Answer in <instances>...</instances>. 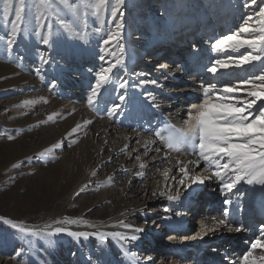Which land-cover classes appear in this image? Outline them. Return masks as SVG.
Segmentation results:
<instances>
[{"label":"rangeland","instance_id":"1","mask_svg":"<svg viewBox=\"0 0 264 264\" xmlns=\"http://www.w3.org/2000/svg\"><path fill=\"white\" fill-rule=\"evenodd\" d=\"M19 2L12 0L6 20L4 0H0V218H3L0 219V264H135L132 260L135 243L125 239L118 242L111 233L105 234L103 239L89 231H85L89 234L87 238L70 235V231L48 237H25L4 221L15 222L17 228L38 229L45 225L53 228L55 221L60 220L62 224L81 223L94 230L100 224L116 227L121 221L135 228H142L149 221H152L149 226L157 223L159 214L152 211L159 205L166 207L169 202L166 196L158 201L160 203L149 202L143 208L135 206L139 207V198H146L145 190L151 183L158 181V186H164L160 173L172 163L163 158L158 164L160 168L150 175L146 166L151 156H141L143 150L133 152V142H126L122 155H112L109 150L112 134L109 136L105 128L96 124L106 121L116 130L143 131L145 126L135 128L134 125L145 124L149 113L165 108L166 102L168 106L174 104V97L165 91L180 80L175 78L167 84L162 79V87L149 84L139 90L130 88L132 102L118 109V114L111 119L102 116L108 107L120 102L116 85H111L102 89L96 105L98 111L87 103L90 87L95 83L93 70L98 71L101 65L109 66L99 57L104 55L105 60L114 63L112 53L119 55L115 42L103 45V40L110 30L116 31L119 20L124 25L121 43L126 49V64L132 63L136 56L143 64L150 58L143 54L144 46H151L154 41L166 42L173 36L172 32L182 27L186 29L192 20H197V24L213 23L211 33L235 29L242 22L244 0H124L120 6L123 17L118 12L115 19L112 7L116 0H107L99 18L90 7L97 0H68L69 8L59 0H25L30 22L22 25L16 42L9 49L6 41L11 36V21L15 19V5ZM259 2L252 5L249 0L250 8L258 10ZM61 20L73 32L62 28ZM217 23H221L220 26ZM49 26L53 32L52 47L43 45L34 34L47 33ZM244 50L249 51H241ZM229 54L237 56V52L231 50L222 55ZM40 56L50 57V62L42 64ZM123 70L119 66L113 69L112 78L117 83L125 76ZM258 70L259 65L252 72ZM243 75L244 72L238 70V75L231 80ZM141 92L152 93L159 107L153 108ZM141 96L143 98L138 100ZM186 96L189 100L192 95ZM172 106L173 110L166 112L173 117L178 115L174 112L182 105ZM181 108L185 112L189 105L183 104ZM186 118L187 112L182 113L177 124H183ZM89 120L91 123L85 124ZM77 125L80 127L72 132ZM8 136L13 139L9 140ZM151 136L162 146L156 133ZM69 142H72L71 147L67 146ZM120 142L124 145L122 141L117 143ZM141 163L145 165L143 169ZM175 185L176 182L172 195H177ZM82 188L85 190L77 196ZM178 188L179 195L186 193L184 187ZM33 220H38L37 224H32ZM224 256L219 259L223 258L224 264H232L231 256ZM187 261L177 264L190 263Z\"/></svg>","mask_w":264,"mask_h":264},{"label":"snow or ice","instance_id":"2","mask_svg":"<svg viewBox=\"0 0 264 264\" xmlns=\"http://www.w3.org/2000/svg\"><path fill=\"white\" fill-rule=\"evenodd\" d=\"M60 4L69 8L68 0H59ZM107 0H97L95 4L90 5L94 9L93 14L99 18L101 11L106 6ZM258 0H251L252 5H257ZM12 0H4V17L7 20L9 8ZM124 4V0H116V5L112 7V16L115 19L117 13L123 17V12L120 6ZM27 5L25 0H20L15 5V19L11 21L12 29L11 36L7 39V47L11 49L17 40V33L21 30L22 25L29 23V15L26 12ZM243 8L245 11L241 14V21L233 30L217 35L209 40L211 53L207 57L208 63L203 65V69L212 74V80L207 81L201 85L202 98L192 102L189 105L187 113V120L184 121L188 125V131L180 133L176 136H169L164 138L159 132L156 136L162 140L168 151L165 152V159H167L171 151L186 154L194 157L187 161L177 159L174 167L179 172V177L170 176L172 169L165 167L160 173L164 179V186L162 188L152 190L153 197H165L171 203L180 200L177 188V195H172L173 185L169 184V180L175 181L185 189L192 185H204L205 181L218 182L221 194L225 197L223 204L225 207L219 216L212 217L213 223L207 224L205 221L208 217L200 222V231L195 233L192 239H204L209 233L215 234L223 228H231L235 232L252 231L246 225L233 226L234 212L236 206L240 204V198L244 195L241 188L237 187L241 183L245 185H261L264 186V0H260L258 10L250 8L249 0H244ZM256 18L255 20L253 18ZM39 23V17H37ZM61 27L68 32H73L63 20L60 21ZM253 24L255 26H253ZM124 27L119 20L116 23V31H109L107 39L103 40V45H108L112 42L114 47L118 50L117 53H112L115 57L114 63H109L105 60V56L101 55L99 59L104 63H108V67L100 66L98 71L93 70L95 76V83L91 85V94L87 98L88 106L96 109L99 103L98 97L102 89L116 85L118 91L117 99L119 104H113L107 108L105 113L109 119L118 114V109L123 105L132 102V97L129 96V89H142L145 85H154L162 87L156 79L139 80V77L145 75L143 72L135 73L136 80L121 77L119 82L112 78L113 69L118 66L127 69V64L124 60L125 46L121 43L122 32ZM99 31V30H98ZM43 45L52 47L53 32L51 26L49 31L45 34L39 32L34 33ZM79 35V33H76ZM241 34H244L242 36ZM240 49H247L249 51L240 52L239 55H222L228 50L232 52H239ZM42 64H48L50 57L40 56ZM254 62L258 63L259 70L256 72L244 71V66H255ZM169 66L166 63L159 64L157 70H165ZM239 69L244 72V75L238 76L234 80L223 79V75L219 69ZM40 69H37L39 72ZM231 75V73H225ZM123 90V91H120ZM141 95H144L141 92ZM213 97L215 99L213 100ZM144 98L152 105L153 108H158L156 98L152 93H147ZM91 121H85V124H90ZM80 125L72 129L76 132ZM135 131V129H133ZM12 140V136H8ZM127 139V137H125ZM138 144L140 140L136 141ZM154 141L149 138L144 141L145 155L150 150L148 145ZM68 147L72 146L69 142ZM127 148V145H125ZM156 153H160L161 148L155 149ZM136 159L140 160V155L137 154ZM31 160V158H29ZM203 164V167H201ZM144 163L140 164V168H144ZM17 167V165H13ZM159 171V170H158ZM95 173H93L94 175ZM138 176H143V173H137ZM85 189L82 188L76 195L79 196ZM232 206V207H229ZM165 213L173 212L171 207H164ZM176 216L182 215L180 211H175ZM3 219V218H0ZM163 219H171L170 216H165ZM5 223H11L13 228L25 237H48L66 231L63 227L52 228L51 225H45L44 228H26L19 227L15 222L8 220ZM56 224L63 223L60 220L55 221ZM124 227L131 229V234L123 236L129 242L136 241L139 237L136 233L143 232L141 228H135L132 225L124 224ZM256 228V226H254ZM50 229V230H49ZM258 236L250 240V248L242 254V264H262L264 262V222L258 225ZM74 236L88 237L85 232L69 233ZM119 235V234H117ZM103 239V236H101ZM173 239V237H169ZM260 249L262 254L257 258L253 257V250Z\"/></svg>","mask_w":264,"mask_h":264},{"label":"bare ground","instance_id":"3","mask_svg":"<svg viewBox=\"0 0 264 264\" xmlns=\"http://www.w3.org/2000/svg\"><path fill=\"white\" fill-rule=\"evenodd\" d=\"M194 24L195 25H192V26H204L203 28H206L207 25H208L210 31H211V28L213 26V23H211V24L206 23V24L203 25L202 23H198L197 24V23L194 22ZM220 24L221 23H217L216 25L220 26ZM199 29H196V28L190 26V27H186V29H183L182 33H180V30H179L178 31L179 35H183V38H186V39L184 41H181L182 36H180L178 38V41L180 43L181 42H188V38H187L188 36L189 37L193 36L194 38H197L198 37L197 32L199 31ZM210 31L209 30L207 31L208 33L206 35V38L204 37L203 40L207 39L208 37H209V40H211L212 38H214L217 35V33L226 32V30H221V31L213 32V33L210 34L209 33ZM178 32H174L172 34L173 35L172 38H176L177 37L176 35H178ZM201 39H199V40L201 41ZM209 50H211L210 47L207 50L205 48H202L201 51L204 53V55L206 54L207 57H208V56L212 55L210 53L211 51H209ZM241 50H243V49H241ZM241 50H239V52H237L236 55H239V53L242 52ZM243 52H246V50H244ZM198 56L200 57L201 54H199ZM207 57H205L204 59H201L198 62L191 60V61H186V63H183V64L180 63V64L176 65L172 70H169V71H168L169 67L167 69H165V70H159V71L156 70L155 71L156 74L159 73L160 75H155L154 71H152V72L143 71V73H145V75L139 77V80L156 79L159 84H162L163 83L162 79H164V80L167 81L166 82L167 84H170V80H173V79L176 78L178 81L179 80L180 81L178 83L173 82V84L169 87V89H166L165 94H169V95H171V97H174L173 100H175L176 101L175 103L177 105H179V106L180 105L183 106V104L190 105L192 102L197 101V100L202 98L201 88H197V87L201 86L200 81H202L199 78V76L200 75H207V73H208V72H206L203 69V65L208 63ZM169 59H171V57ZM145 60H147V58ZM148 60H150V59L148 58ZM161 60H164V59H161ZM162 63H166V64H168V66H170V62H163L162 61ZM135 64L140 65L139 63H135ZM254 64H255L254 67L253 66H247V65L244 66V71H254V69L256 68L258 63H254ZM148 67H149V65H148ZM129 68H130V64L127 63V69H124L122 71L123 74H127V78L131 77V79L136 80L135 74H131L130 71L128 70ZM138 70H140V69H138ZM238 70L239 69H236L235 72H233V69L230 67L227 70L219 69V72L223 75V79L231 80L232 77H234L235 75L236 76L238 75ZM138 72H142V70L138 71ZM189 73H191V74L188 77L187 75ZM225 73H231V75H226ZM147 77H150V78L147 79ZM182 79H184V80H182ZM195 80H196V83H195ZM136 82H138V80H136ZM187 94L192 95V96H190L189 100H188V98L186 96ZM169 95H166V97H168ZM142 98H143V96H141L140 98L138 97V100H141ZM214 99H215V97H213V100ZM116 103H120V102H116ZM165 104L167 105V106H165V108L164 107H162V108L159 107L158 109H155V110L153 109V112L149 113L151 119H150V117L149 118L146 117L147 121H145V124H142V125H140V124L137 125L136 124V125H134L135 128L136 127H139V128L141 127L142 128V127L145 126L146 128L143 131H141L139 129H135V131L121 130V129L120 130L119 129L116 130L111 122H106V121H100V122L98 121L96 125H98L100 128H105L107 133L109 134V136L112 134L111 135L112 138H111V140H109L110 142L108 141L109 142V147H110L109 150L112 153V155H116V154H121L122 155L124 150H125L126 142L127 143L128 142H133L134 143L133 144L134 146H133V149H132L133 152H137V151L143 150L144 152H143V155H141V156H145V157L151 156V158L149 159V161L147 163L148 165L146 164L147 165L146 167H148V169L146 168L148 170L147 173H149L150 175L154 174L157 171V169L160 168V167H158L159 162L164 158L165 161L167 159H169V161H170L169 163H172V165L170 167V169H172V171L170 173V176L174 175V176H176L178 178L180 174H179L178 171H176L177 169L173 166V165H175L176 160L177 159H181V160L187 161L188 159H194V158H191L190 156H187L186 154H182V153H177L175 151H171L169 153L167 159H165V152L168 151V149L165 147L164 143L162 142V140L160 138H158L159 142L164 147L158 146L156 144V142H153L151 145H148V147L150 149L148 151V154L147 155L144 154L145 153L144 141L148 140L149 138L155 139L153 136H151V135H153V132L154 133L159 132L162 137L167 138L169 136H176V135H178L180 133L188 131V125H186L185 123H183L181 125L177 124V123L180 121L181 114L182 113H186V112L188 113L189 110H185V112H184V111L181 110L182 109L181 108L182 106H181L180 108H178L177 111L175 110V112H174V113H178V115H174L172 117V115L168 114L166 111L173 110V106L172 105H174V104H171V106H168L167 102ZM150 111H152V110H150ZM187 118H186V120H187ZM150 121H154L155 124L154 123L150 124ZM152 125H153V127H152ZM98 136L101 137L102 135L101 136L98 135ZM125 137H127V139H125ZM137 140H140L139 144L136 142ZM98 141L100 142L101 138L98 139ZM119 141L124 142V145H123V143L121 144V142H120V144L117 143ZM157 147L161 148V151H160V153H158V155H156L157 153L155 151V149ZM160 166H162V165H160ZM147 170H145V171H147ZM164 183H162V184L164 185ZM168 183L173 185V183H175V181L169 180ZM208 184L209 185L207 186V191H210L212 188H216V191L219 193V198H220V202L219 203L222 204L223 206H225L223 204V200H224L225 197L220 192L218 182L210 181ZM179 186H181V185L176 183L175 187L178 188ZM201 186L202 185H192L190 188L186 189V193H184L183 195L181 194L179 196L181 197V196L185 195V198H187L188 195L192 193L193 189L195 191V190L199 189ZM158 187H160V186H158V181H155V183L153 182V184L151 183V185L149 187H147L146 190H145L146 191V198H144V197L139 198L141 203H139V207L138 206H135V207L136 208H143V206H146L149 202L160 203L158 201L159 200L161 201L162 197H159V196L153 197L152 194H151L152 190L153 189H157ZM237 187L241 188V190L244 193V195L240 198V204L238 206H236V210L234 212L233 226L241 225V223H240V219L241 218H237V217L239 216V214H241V216H243L245 214V222H248L246 224V226H248L250 228H253V230L252 231L235 232V231L231 230V228H223L220 231H218L215 234H213V235H216L218 237V239L223 244H225L224 247H221V249L217 248V251L214 252V253L219 255V256H223L224 254H225L226 257H230L231 256L229 258V260H231L232 264H242V254L246 250H248L250 248L249 241L254 239L256 236H258L259 233H258V230H256V228H258V225L261 222H264V220L260 217V215L263 214L262 212H263V209H264V186H261V185L250 186V185H245V184L241 183ZM160 188H162V187H160ZM246 200H248V202L244 203V201H246ZM167 203H169V202H167ZM167 206H168V204L166 205V207ZM230 207H232V206H230ZM157 208H156L155 211H152V213H158L159 214V216H158L159 218L165 217V216H172V212L171 213H165L163 211L164 207H162L161 205H159ZM261 210H262V212H261ZM122 216L123 215H121L120 217H122ZM200 216H201L200 221L204 220L205 217H206V211H205V213H203V215L200 214ZM157 221H158L157 223L162 225L160 220H157ZM200 221H199V223H200ZM255 221L257 222L256 225H255L256 228H254V226L252 224H250V223L255 222ZM37 222H38V220H33L31 223L32 224H37ZM205 222L207 224H209V225H211L213 223L212 219L211 220L207 219ZM56 227H63V228L66 229V231H70V232H85V231H89V232H91L93 234L98 235L99 237L104 236L105 234L109 235L108 233H111V235H113L114 238L118 242H123L122 241L123 240L122 237L131 234V229L126 228V227H124V225H121V224H119L118 226L116 225V227L108 226V224H100V225H97L95 227V230L94 229H89L87 225H84V224H81V223L77 224V223H69V222L65 223V224H62V223L61 224H56V225L53 226V228H56ZM199 231H200V228H199ZM117 234H119V235H117ZM138 234L139 233H136V235H138ZM194 234L195 233H189L188 235H177V236H172V237H173V240H175V241L177 240L178 243L187 244L188 241H193V239L191 237ZM139 239L140 238H138L136 241H133V243H135V245H137L138 242H139ZM204 240L205 239H200L201 242H203ZM210 240H211V238H210ZM210 240L208 238L206 241L209 242ZM210 250H211V248H210ZM133 254H134V256H136L135 253H133ZM133 254H131V255H133ZM136 254H137V251H136ZM261 254H262V252H261L260 249L253 250V257L258 259V257ZM221 259H223V258H221ZM69 262H71V261H69ZM176 262H177V260L175 258H170L168 256H165L161 263H163V264H167V263L168 264H176ZM195 263H197V262H195ZM187 264H190V263H187ZM197 264H203V263L201 262V263H197ZM217 264H221L219 262V260H217ZM262 264H264V262H262Z\"/></svg>","mask_w":264,"mask_h":264},{"label":"built area","instance_id":"4","mask_svg":"<svg viewBox=\"0 0 264 264\" xmlns=\"http://www.w3.org/2000/svg\"><path fill=\"white\" fill-rule=\"evenodd\" d=\"M201 167H203V164H201ZM209 182L205 181V184L195 191L193 189L187 198L184 195L177 202L171 204L169 202L167 207L173 209L172 216H170L171 219H163L161 217L158 219L162 225L153 222V225L149 226V224H152V221H149V224L144 226L145 228H141L143 232H139L137 235L140 239L135 249L137 264H163L161 262L165 256L175 258L177 260L176 264L183 260L191 261L190 264L201 262L203 264H217V260H219L221 264H224L225 260L219 259V255L214 252L217 251V248L221 249V247H224L225 244L212 233L205 236L203 242L197 238L193 239V241H188L187 244H181L177 240L169 239L172 236L199 232L200 214L203 215L205 211L208 220H211L214 216L221 215L222 208L219 207L218 203L219 193L216 188L207 191ZM175 211H180L182 215L176 216ZM155 237L161 238H158V240ZM208 238L209 240L211 238L209 242L206 241ZM210 248L211 251H209Z\"/></svg>","mask_w":264,"mask_h":264}]
</instances>
